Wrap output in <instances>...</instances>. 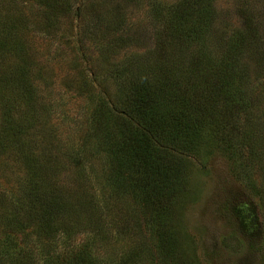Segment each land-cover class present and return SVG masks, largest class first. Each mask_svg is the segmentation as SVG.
Instances as JSON below:
<instances>
[{
    "label": "rangeland",
    "instance_id": "rangeland-1",
    "mask_svg": "<svg viewBox=\"0 0 264 264\" xmlns=\"http://www.w3.org/2000/svg\"><path fill=\"white\" fill-rule=\"evenodd\" d=\"M183 2L188 0H0V32L1 26L26 21L12 32L34 45L39 65L33 70L40 79L30 82L42 91L40 100L33 89L19 100L26 87L13 69L18 56L0 48L7 80L4 87L0 83L6 96L0 115H8L0 128V229L7 213L22 208L40 223L37 210L28 212L32 202L22 198L30 170L26 159L16 157L17 148L34 153V162L43 160L45 188L54 179L64 198L60 203H76L68 217L69 205H63L56 216L58 233L41 238L39 247L34 238L18 242L39 257L31 261L29 255V264H43L40 253L49 254L53 264L66 241H87L104 264H264V0H212L209 32L172 54L187 72L195 57L229 70V76L242 69V78L232 80L249 106L255 136L247 147L255 153L241 143L245 115H235L238 128L224 121L206 125L204 132L201 127L198 153L174 159L179 185L157 206L158 212L168 210L163 228L132 209L129 195L111 189L113 152L100 116L119 107L127 83L117 74L125 66L132 64L136 73L148 60L158 63L164 50L171 52L158 37L163 21L154 17L153 7L168 13ZM79 145L81 160L74 157ZM146 211L150 215L153 208Z\"/></svg>",
    "mask_w": 264,
    "mask_h": 264
},
{
    "label": "trees",
    "instance_id": "trees-1",
    "mask_svg": "<svg viewBox=\"0 0 264 264\" xmlns=\"http://www.w3.org/2000/svg\"><path fill=\"white\" fill-rule=\"evenodd\" d=\"M190 1L191 5L188 4ZM188 2L187 4L183 2L168 13L166 11L164 13L160 5L153 7L154 17L163 21L161 22L163 30L158 32V37L165 38L166 47L171 52L164 50L159 54L158 63L148 60L141 68H136V73L131 72L132 64L125 66L126 70L117 74L127 83L124 86V94L120 97L119 107L114 105L110 108L111 114L100 116L102 118L100 126L109 140L108 148L113 152L111 189L121 195H129L132 209L140 210L148 219L147 222L150 221L152 226L156 225V229L163 228L168 216V210L157 211L159 202H166L167 196L177 188V184L179 185L174 159L181 155L198 153L194 147H197L196 142L202 136V132H199L201 127H204L202 128L204 132L206 125L209 127L210 123L219 122L223 124L224 121L227 125L232 123L229 124L232 128H238L240 121L235 115H245L243 123V129L246 131L245 143L242 141L241 143L243 149L246 146L248 153L251 155L255 153L252 147H247L254 142L255 136L252 131L253 124L247 119L250 113L249 106L232 80L236 76L242 78V69L237 71V74L229 76L226 72L229 70L205 65L194 56L195 62L187 72L184 71L183 63L179 64L173 60L176 58L172 54H178L181 47L197 43L200 36L206 35L214 20L212 0ZM25 22L23 19L15 26L19 29L21 27L19 25H24ZM15 26L9 28L1 26L3 33L0 32V48L11 50L18 56L19 62L13 69L18 73L17 80H20L18 83L26 87L19 93V100L31 96L28 93L31 92L30 89L34 90L35 99L40 100L42 98L40 85L30 82L32 78L40 79V73L37 74L33 70L39 65L32 56L35 52L34 45L26 40L23 43L18 32L13 34ZM236 39H240V34ZM238 41L237 48L240 46V40ZM159 51H162V48ZM2 68L0 63V83L2 82L4 87L7 80ZM36 74L39 77H36ZM2 92L0 90V105L6 97ZM106 106L108 105H104ZM7 116L0 115V128L8 122ZM52 137L53 135L51 139ZM2 145L0 143V148ZM35 156L30 151L26 153L17 148L16 157L20 161L21 157L26 159L30 170L29 180L24 187L27 192L26 194L23 192L22 198L32 202V208L28 212L37 210L41 224L35 223L30 217L27 218L29 215L24 208L19 210L20 214L17 211L7 213L3 217L5 222L0 229V264H6V260L9 264L20 262L29 264V255L31 261L39 257L34 258L30 248L26 250L18 247V242H25L28 237L34 238L33 242L39 247L41 238L58 233L56 216L65 205L59 202L64 198L57 194L61 187L53 179L50 183L51 188H45L44 182L47 180L44 175V162L39 158L34 162ZM74 157L82 159L81 145L76 149ZM66 205H69L68 217L76 211V203ZM152 208L153 212L151 211L149 215L150 211L146 210ZM141 214H137L135 218L139 220ZM21 215L27 219H21ZM67 228L68 224H63V230ZM69 238L68 233L66 239ZM19 239L21 240L18 241ZM85 242L69 244L66 241L65 249L55 255L53 264H104L97 262L98 253L95 254L92 247ZM27 257L29 259H26ZM50 260L49 254L40 253V262L51 264Z\"/></svg>",
    "mask_w": 264,
    "mask_h": 264
}]
</instances>
